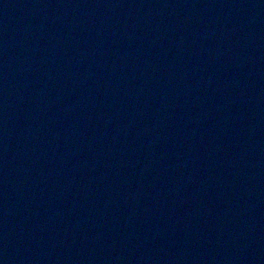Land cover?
<instances>
[{
  "label": "water",
  "instance_id": "obj_1",
  "mask_svg": "<svg viewBox=\"0 0 264 264\" xmlns=\"http://www.w3.org/2000/svg\"><path fill=\"white\" fill-rule=\"evenodd\" d=\"M183 206L264 211V0H0V264Z\"/></svg>",
  "mask_w": 264,
  "mask_h": 264
}]
</instances>
